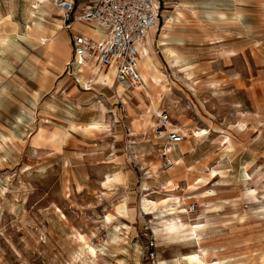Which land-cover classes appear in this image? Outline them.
<instances>
[{
    "label": "rangeland",
    "instance_id": "1",
    "mask_svg": "<svg viewBox=\"0 0 264 264\" xmlns=\"http://www.w3.org/2000/svg\"><path fill=\"white\" fill-rule=\"evenodd\" d=\"M40 1L0 0V264H264V0H160L142 89L72 79Z\"/></svg>",
    "mask_w": 264,
    "mask_h": 264
},
{
    "label": "built area",
    "instance_id": "2",
    "mask_svg": "<svg viewBox=\"0 0 264 264\" xmlns=\"http://www.w3.org/2000/svg\"><path fill=\"white\" fill-rule=\"evenodd\" d=\"M58 5L64 11L65 21H70L73 1L60 0ZM158 14L155 0H93L81 9L80 15L71 17L72 22H68L66 27L69 28L74 21H91L96 27L106 31L107 37L92 45L84 37L75 36L71 41V58L65 64V71L74 76L76 68L83 61L94 57L97 71L111 69L116 83L126 89H142L144 82L137 67V46L156 24ZM92 81L91 77L87 79L88 83ZM158 117L160 127L166 129L167 142H181V133L167 129V116L161 113ZM158 130V134L164 132L161 128Z\"/></svg>",
    "mask_w": 264,
    "mask_h": 264
},
{
    "label": "crops",
    "instance_id": "3",
    "mask_svg": "<svg viewBox=\"0 0 264 264\" xmlns=\"http://www.w3.org/2000/svg\"><path fill=\"white\" fill-rule=\"evenodd\" d=\"M68 1H73L74 3V9L72 11V18L73 17H76L78 15H80V12H81V9L84 8L86 5L90 4L93 0H86L87 2L84 3L81 7L78 6V2H75L76 0H68ZM155 5L156 7L158 8V18H157V22L156 24L153 26L152 29H149L147 34L145 35L142 43L140 42L137 46V50H138V54H137V62L139 61L138 57H139V49H140V46L145 42L148 41V37H150L151 33H152V37H151V45H150V48L152 47V40H153V37L155 36V33L157 32V29H158V26H159V23H160V16L162 15L161 14V1L160 0H155ZM65 22V21H64ZM61 28V27H60ZM69 31V38H68V49L66 48V50H68V57H67V60L65 61V64L66 62L71 58V41L73 40V38L75 36H81V37H84L85 39L89 40L91 42L92 45H96L102 41H104L107 37V32L96 27L91 21H76V22H73V24L69 27L68 29ZM52 36H53V39H54V42H57V39L58 37L52 33ZM57 37V39L55 38ZM33 46H36V44H32ZM46 48H44V54H47L48 52H51L54 50V47L53 49H49L48 45L45 44ZM37 47V46H36ZM35 47V48H36ZM67 52V51H66ZM94 52H96L94 50ZM51 54V53H50ZM49 54V55H50ZM64 64V66H65ZM63 70L65 71V68H63ZM139 70V69H138ZM109 71H112L111 69H100L99 71H97V67H96V64H95V58L92 57L88 60H85L83 61V64L80 65L78 68H76L75 70V73H74V76L71 78L72 79H76L77 82H79L78 80H82L81 82H83L84 78L86 77V75L88 77H91L93 79V82H95L96 84H102L98 81V77H99V74L100 73H103V74H109ZM139 73H140V70H139ZM112 80L115 82V79H114V76H112ZM172 144V143H171ZM175 144H178V143H175ZM209 220V218H205V219H198L197 223H192V224H188V228H190L191 226H194L196 225V229H204L205 227V223ZM187 228V227H185ZM187 228V229H188Z\"/></svg>",
    "mask_w": 264,
    "mask_h": 264
},
{
    "label": "bare ground",
    "instance_id": "4",
    "mask_svg": "<svg viewBox=\"0 0 264 264\" xmlns=\"http://www.w3.org/2000/svg\"><path fill=\"white\" fill-rule=\"evenodd\" d=\"M45 1H47V0H41L40 1V3H41L40 6L43 8L44 12L47 13V11L44 9L45 4H43ZM58 12H60V10ZM152 28L153 27H151L150 29H152ZM41 33H43V32L39 28V26L37 24L33 23L32 24V27L31 26H28L27 27L26 37L28 38L29 41H32L31 44H36V42H39L40 43V39H41L40 34ZM151 37H152V33H151L150 37H148L149 43L147 41H145L140 46V49H139V57H138V59L142 63L141 65L143 67V70H145V72L149 68H150V71H151V69L154 67L153 64H152V61H151V56H150V50H151V48H150V45H151L150 41H151ZM46 38L47 39H45L44 37H42V40H45L44 42L48 45V47H49V49L51 51V49H53V47H54V44H53L54 43V39H53L52 33L48 37H46ZM50 57H52V56H50ZM137 67H138V62H137ZM110 75L111 74H103V73H101V74H99L98 81L101 82V83H109L110 82Z\"/></svg>",
    "mask_w": 264,
    "mask_h": 264
}]
</instances>
